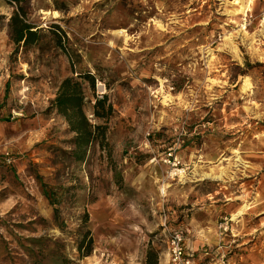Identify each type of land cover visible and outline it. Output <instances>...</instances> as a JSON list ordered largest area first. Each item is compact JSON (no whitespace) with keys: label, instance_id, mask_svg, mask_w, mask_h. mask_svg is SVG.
<instances>
[{"label":"rangeland","instance_id":"1","mask_svg":"<svg viewBox=\"0 0 264 264\" xmlns=\"http://www.w3.org/2000/svg\"><path fill=\"white\" fill-rule=\"evenodd\" d=\"M18 5L37 39H10L17 5L0 0V264L158 263L201 203L264 204V0ZM68 79L80 104L62 112Z\"/></svg>","mask_w":264,"mask_h":264},{"label":"crops","instance_id":"2","mask_svg":"<svg viewBox=\"0 0 264 264\" xmlns=\"http://www.w3.org/2000/svg\"><path fill=\"white\" fill-rule=\"evenodd\" d=\"M218 192L219 190L212 191L213 194ZM257 192L258 191L255 190L254 193L256 194ZM250 193H252V191L249 192V195H251ZM213 194L208 195V193H206L204 197L209 199ZM233 194L232 197H229L230 195H225V198L219 203L217 202L218 199H211L205 201L206 203H201L199 207H196L195 210L202 211V217L199 219L201 222L199 226V221L197 219H194L196 224L190 223L191 216L189 217L188 214L184 215L181 225H184L185 228L181 230L185 235L186 246L192 252L203 249V252L199 254H205L210 259L213 258L214 261L212 264H246L245 262L243 263V260H248L247 264H257L251 258L250 252L256 249V243L254 241L262 237L264 233V224H262L264 223V204H259L257 206L255 201L251 203V200H248L247 203H243L240 191L238 192L235 190ZM245 205L246 207H244ZM241 208V214H237L238 210ZM173 212H176V210L173 209ZM214 214L220 215L224 219V222L220 223L218 227L209 226V223L213 222L210 217ZM244 214L253 215L254 218H258L261 227L258 229L257 233L253 232L257 228L243 233L237 231L236 228L239 224L241 225ZM229 236L233 237V239L229 240ZM239 237L242 241L240 239L237 241ZM194 238L196 239L194 240ZM229 241L232 243H229ZM261 245L263 246H259V248L264 252V242H262ZM167 260L168 254L159 256L158 264H167Z\"/></svg>","mask_w":264,"mask_h":264},{"label":"trees","instance_id":"3","mask_svg":"<svg viewBox=\"0 0 264 264\" xmlns=\"http://www.w3.org/2000/svg\"><path fill=\"white\" fill-rule=\"evenodd\" d=\"M8 2H14L17 5L16 11L13 12L12 16L9 19V37L15 43L22 42L24 45L33 43L37 39V30H33V26L25 21L23 18L24 11L22 6L18 5L21 0H7ZM56 27L57 25H52ZM80 89L76 84H70V80H65L60 86L58 95L55 98L56 106L60 111L64 112L70 108L79 107V96ZM103 100H97L94 105V113L96 116H104L103 113L99 111V108L102 109ZM145 264H158L156 257L151 252L148 253Z\"/></svg>","mask_w":264,"mask_h":264},{"label":"built area","instance_id":"4","mask_svg":"<svg viewBox=\"0 0 264 264\" xmlns=\"http://www.w3.org/2000/svg\"><path fill=\"white\" fill-rule=\"evenodd\" d=\"M185 235L179 228L169 232L167 238V264H193L187 252Z\"/></svg>","mask_w":264,"mask_h":264},{"label":"bare ground","instance_id":"5","mask_svg":"<svg viewBox=\"0 0 264 264\" xmlns=\"http://www.w3.org/2000/svg\"><path fill=\"white\" fill-rule=\"evenodd\" d=\"M238 2H239V1H233V4H237ZM245 7H246L245 5H244V6H243V5H239L238 8H236L235 10H236L237 13H238L239 11H241L242 13L245 14V11H246V8H245ZM52 15H53L54 17H56V16H57V13L53 11ZM206 175H208V173L205 174V176H206ZM244 207H246V205H245ZM241 212H242V208L238 210L237 214H239V213L241 214ZM236 216H237V215H236Z\"/></svg>","mask_w":264,"mask_h":264}]
</instances>
